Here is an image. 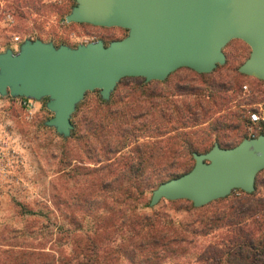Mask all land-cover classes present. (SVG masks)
Listing matches in <instances>:
<instances>
[{"label": "rangeland", "instance_id": "obj_1", "mask_svg": "<svg viewBox=\"0 0 264 264\" xmlns=\"http://www.w3.org/2000/svg\"><path fill=\"white\" fill-rule=\"evenodd\" d=\"M74 4L73 0H33L29 4L21 2L18 5L16 0H0V52L8 48L16 51L24 40L41 39L52 42L55 46L66 44L75 47L98 39L108 44L127 34V30L120 27L66 22L65 16ZM7 14L11 15V22L5 19ZM15 36L19 37L18 42L13 40ZM223 52L226 57L224 64L218 65L207 77H200L182 67L173 71L164 82L152 80L149 84H144L140 77H125L118 82L110 95V98L116 95L110 108L114 111L125 107L127 116L125 123L120 125L121 129L126 130L121 139L124 148L115 157L133 155L130 151L140 143L155 140L166 143L169 137L180 131L190 132L189 138L194 141L207 137L208 142H212L217 134L211 128L216 122L225 124L222 130L229 136L228 140H238L239 136L249 134L247 112L264 102V82L252 76L236 74L235 68L242 64L250 52L249 46L243 41H229ZM209 82H213L215 86H208ZM243 85L247 86L245 91L242 89ZM98 95V91L86 93L84 99L77 104H80L81 111L86 112L88 107L94 108ZM119 98L123 101L118 102ZM180 99H201L204 105H208L210 112L202 115L203 111L196 110V121L189 119V114L186 115L184 120L189 121L186 126L175 124L176 117L172 116L173 119L162 127L157 113L159 107L164 106L171 113L173 108L168 101ZM37 101L41 102V107L30 121L22 116L16 101L11 100V105L5 108L3 128L13 139L19 161L13 177L0 186V229L6 226L19 230L21 234L15 242L71 255L80 248L79 243L82 242L77 240V235L84 232L92 234L97 216L112 217L114 197L111 196L121 198L122 194L114 192L110 185L102 187V182L108 183L117 174L100 170L103 165L112 161L96 162L95 150L100 149V144L92 139L91 146L94 150L87 153L89 147L86 139L75 140L71 135L64 137L58 134L53 127L45 124L53 115L46 108V98ZM235 125L238 126L237 129H234ZM134 127L139 129L132 130ZM174 127L178 128L177 131H174ZM109 140L111 144V137ZM149 160L147 175L153 177L173 168L179 173L184 168L182 163H186L183 158L174 163L167 157H152ZM189 162L188 164H193L194 160ZM88 168H98V171H90ZM240 195L241 192L233 190L225 200L217 204L211 202L198 207L200 210H192L187 206L189 202L184 200L171 202L162 199L154 206H145L151 197V192H148L144 201L138 202L136 207L139 212L156 213L175 222L187 223L203 212L211 213L216 206L223 208ZM247 200L245 212L238 211L229 222L221 224L215 234L201 239L203 250L207 251V245L217 241L223 242L220 244L222 250L229 248L228 243L232 239L236 244L243 243L245 238L241 231L242 224L251 214L264 222V169L257 174L253 195ZM30 211L34 213L31 214ZM115 220H119L118 217ZM111 222L108 219L105 224L110 225ZM113 226L110 228L113 229ZM195 249L192 247L187 253L190 259L195 255ZM183 260L184 258H179L171 264H185Z\"/></svg>", "mask_w": 264, "mask_h": 264}, {"label": "water", "instance_id": "obj_2", "mask_svg": "<svg viewBox=\"0 0 264 264\" xmlns=\"http://www.w3.org/2000/svg\"><path fill=\"white\" fill-rule=\"evenodd\" d=\"M65 21L120 27L127 34L108 44L100 39L55 46L24 40L0 52V96L46 98L53 115L47 126L68 137L72 115L87 92L108 100L125 77L163 81L178 68L210 73L224 64V46L239 39L250 48L238 71L264 82V0H73ZM193 166L152 190L149 205L189 200L194 207L253 192L264 169V133L233 147L217 142L193 152Z\"/></svg>", "mask_w": 264, "mask_h": 264}, {"label": "trees", "instance_id": "obj_3", "mask_svg": "<svg viewBox=\"0 0 264 264\" xmlns=\"http://www.w3.org/2000/svg\"><path fill=\"white\" fill-rule=\"evenodd\" d=\"M16 1L18 5L21 2L24 4L33 2V0ZM186 69L195 72L189 68ZM235 72L238 75L242 74L238 68H235ZM195 73L200 77L210 75L208 73ZM142 82L149 84L151 81L146 82L142 78ZM160 82H164V80ZM208 86L214 87L215 85L213 82H209ZM114 96L116 95H112L110 100H103L98 95L97 105L92 109L88 107L86 112L81 111L80 104L77 105L71 119L73 125L71 137L75 140L86 139V144L89 147L87 153L94 150L91 146L92 139L100 144V149L95 150L97 163L112 159L100 170L107 171L109 174H117V177L108 183L102 182L103 188L110 185L114 192L122 194V199L119 196H111L114 197L112 201L114 204L111 206L114 208L111 214L113 218L97 216L94 222V232L91 231L92 234L89 232L78 234L77 240L82 242L79 243L80 248L71 255L61 251H46L44 247H30L22 242H15L21 232L4 226L0 229V234H3L0 236V264H171L173 260L177 261L179 258H184L183 261H185L188 257L187 253L191 251L192 247L196 248L195 255L191 257L192 259L188 257L190 260L187 259L185 264H264V222L256 219L254 214L249 215V218L242 224L241 231L245 238L243 243L236 244L232 239L228 243L229 248L222 250L220 244L223 242L217 241L214 244H208L207 251L202 249L203 244L201 243V239L215 234L218 227L229 222L238 211L239 213L245 212L247 210L245 207L248 202L247 198L252 196L253 192L246 193L237 189L241 195L235 197L223 208L216 206L211 213L205 214L203 212L199 217L187 223L175 222L171 218L156 213L139 212L136 207L138 202L144 201L146 193H152V190L159 184L187 172L193 166V164H188L189 161L194 160L193 152H206L215 142L220 147H233L242 139L247 138L248 134L239 136L238 140H228L229 136L224 134L222 130L225 124L216 122L211 128V131L217 134L212 142H208L207 137L194 141L189 138L190 132L180 131L169 137L166 143L162 142L163 140L140 143L130 151L133 155L115 157L124 148L121 139L126 130L121 129L120 125L125 123L127 113L124 110L127 108H116L113 111L110 105L115 101ZM223 99L225 100V97ZM121 101H123L122 98H119L118 102ZM161 104L163 105V103ZM168 104L173 108L171 113H168L164 106L159 107L157 111L162 127L170 119H173L172 116L176 117L175 124L186 126L189 122L184 120L186 115L189 114L188 118L196 121L198 118L196 110L203 111L202 115H207L210 112L208 105H204L201 99L193 101L169 100ZM92 113L94 115L90 116ZM113 116H116L117 119ZM111 119L116 121L112 122ZM233 127L237 129L238 126ZM254 128L257 129L256 126ZM138 129V127H134L132 130L137 131ZM173 129L177 131L178 128L174 127ZM261 133H264V126L256 131V136ZM115 142L117 143L115 144ZM152 157H167L172 163L183 158L186 163H182L184 168L179 173H176L173 168L167 172H159L153 177L147 175L149 159ZM162 169H164L163 166ZM88 170L98 171V168H88ZM226 198L227 196L212 201V204H217ZM149 201L146 202L145 206H149ZM184 201L189 202L187 205L189 209H201L194 207L189 200ZM29 213L33 214L34 212L30 211ZM117 217L119 220H115ZM108 219L112 220L110 225L105 224ZM111 226L113 229L110 228Z\"/></svg>", "mask_w": 264, "mask_h": 264}, {"label": "built area", "instance_id": "obj_4", "mask_svg": "<svg viewBox=\"0 0 264 264\" xmlns=\"http://www.w3.org/2000/svg\"><path fill=\"white\" fill-rule=\"evenodd\" d=\"M5 19L12 21L10 14H7ZM15 42L19 41V37L15 36L13 38ZM245 91L247 89L246 85L242 86ZM12 99L7 96H0V186L8 178H12L15 172V168L18 166L19 157L17 150L13 144V139L11 135L3 128L2 120L6 116L5 108ZM18 108L22 111V116L30 121L32 120L41 107V103L32 98L18 97L15 99ZM247 119L249 123L250 132L248 137L256 136V131L260 130L264 126V102L258 104L256 107L252 108L247 112ZM257 127L256 131L254 127ZM253 128V129H251Z\"/></svg>", "mask_w": 264, "mask_h": 264}, {"label": "crops", "instance_id": "obj_5", "mask_svg": "<svg viewBox=\"0 0 264 264\" xmlns=\"http://www.w3.org/2000/svg\"><path fill=\"white\" fill-rule=\"evenodd\" d=\"M8 98H10V99H12L13 101H15V99L18 98V97L7 96V99H8ZM38 102H40V101H38ZM40 103H41V102H40Z\"/></svg>", "mask_w": 264, "mask_h": 264}]
</instances>
